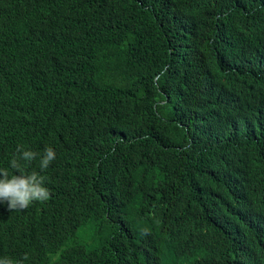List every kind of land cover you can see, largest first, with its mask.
Wrapping results in <instances>:
<instances>
[{"label":"trees","instance_id":"obj_1","mask_svg":"<svg viewBox=\"0 0 264 264\" xmlns=\"http://www.w3.org/2000/svg\"><path fill=\"white\" fill-rule=\"evenodd\" d=\"M0 167L30 264H264V0H0Z\"/></svg>","mask_w":264,"mask_h":264},{"label":"clouds","instance_id":"obj_2","mask_svg":"<svg viewBox=\"0 0 264 264\" xmlns=\"http://www.w3.org/2000/svg\"><path fill=\"white\" fill-rule=\"evenodd\" d=\"M39 153L49 154L50 161L59 158L56 146L46 147L38 152L25 148L23 155L33 157L28 168L19 182V194L25 206L23 208H9L8 212H26L30 223L36 231V242L41 252L52 247L56 241V235L65 224L66 213L57 206H42L52 197L51 189L41 182L44 173L52 167V163L45 157H39ZM38 168V169H37ZM7 171L6 167H0V177ZM0 191L1 188H0ZM0 204L3 206L0 194ZM30 260V261H29ZM21 255V242L13 230L5 225H0V264H30L33 260Z\"/></svg>","mask_w":264,"mask_h":264},{"label":"bare ground","instance_id":"obj_3","mask_svg":"<svg viewBox=\"0 0 264 264\" xmlns=\"http://www.w3.org/2000/svg\"><path fill=\"white\" fill-rule=\"evenodd\" d=\"M135 146V145H134Z\"/></svg>","mask_w":264,"mask_h":264}]
</instances>
